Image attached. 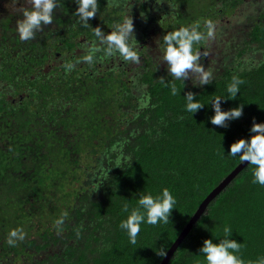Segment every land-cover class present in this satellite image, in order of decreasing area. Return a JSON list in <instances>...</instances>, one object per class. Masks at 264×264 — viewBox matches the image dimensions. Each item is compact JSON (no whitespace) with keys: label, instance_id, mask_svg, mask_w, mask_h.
Masks as SVG:
<instances>
[{"label":"trees","instance_id":"1","mask_svg":"<svg viewBox=\"0 0 264 264\" xmlns=\"http://www.w3.org/2000/svg\"><path fill=\"white\" fill-rule=\"evenodd\" d=\"M76 7L58 0L53 22L30 40L16 30L21 12L0 20V264H160L158 251L167 252L240 163L227 154L231 143L250 137L253 118L264 122V0H99L87 27ZM127 15L139 63L107 55L93 35ZM193 25L203 37L194 51L209 59L205 85L168 75L157 44ZM86 42L101 49L92 64L83 62ZM65 63L75 66L66 71ZM233 77L239 92L222 108L242 104L243 114L227 127L212 125L207 102L227 95ZM188 91L206 103L193 115L184 108ZM163 187L176 198L169 221L142 224L129 243L119 227L123 204L135 207L141 191ZM224 224L245 264L264 256V186L253 182L250 165L210 202L168 264H203L199 248L222 236ZM16 228L25 238L9 245Z\"/></svg>","mask_w":264,"mask_h":264},{"label":"clouds","instance_id":"2","mask_svg":"<svg viewBox=\"0 0 264 264\" xmlns=\"http://www.w3.org/2000/svg\"><path fill=\"white\" fill-rule=\"evenodd\" d=\"M30 7H22V19L17 21L16 30L21 40L34 38L36 31L42 25H50L53 22L54 10L57 8L58 0H27ZM113 3L116 0H112ZM77 5L75 15L80 23L87 27L89 20L98 12L99 0H75ZM162 3V0H157ZM207 35H213L212 22L206 21ZM111 31L105 32L100 26L94 27L93 35L100 45L104 46L107 55L118 54V58L124 62L139 63L137 39L134 34L133 19L130 15L122 18L121 22L110 27ZM199 25L180 26L172 31L166 32L162 38L157 39L161 61L166 63L168 75L176 81L185 82L192 78L194 85H205L210 83V72L207 71L199 61V54L194 51V44L202 40V33L198 30ZM100 47H90L87 42L84 45L83 62L94 63L95 53L100 51ZM74 64L65 63L66 71H71ZM239 79L233 77L232 82L227 85V95H217L211 97L207 103L211 104L214 115L208 117L210 123L215 126L227 127L228 121L238 119L243 114V105L231 107L227 110L222 108V100L234 99L239 92ZM177 89L172 86V94L175 95ZM184 108L192 115L201 109L206 103L196 98V93L188 91L184 95ZM250 137H242L231 143L228 149V156L239 158L241 163L247 161L251 166L253 182L264 186V122H257L253 118V123L249 129ZM224 150V148H223ZM117 166L120 162L117 161ZM176 198L168 187L153 194L152 191H141L137 198L135 207L129 206L125 202L122 211L126 214L121 220L119 227L126 233L129 243H137L138 234L142 224L157 225L167 223L172 209L175 208ZM57 223H60L58 221ZM222 236L213 233V237L205 238L199 254L203 257V264H245L240 257L241 242L231 238L232 228L224 224L222 226ZM25 234L22 229H12L7 234V243L15 245L17 241H22ZM160 255L166 252L158 251ZM199 264V262H198ZM254 264H264V256L259 257Z\"/></svg>","mask_w":264,"mask_h":264},{"label":"water","instance_id":"3","mask_svg":"<svg viewBox=\"0 0 264 264\" xmlns=\"http://www.w3.org/2000/svg\"><path fill=\"white\" fill-rule=\"evenodd\" d=\"M248 165V162L245 161L243 163H239L226 177H224L221 182L204 198L201 202L193 216L190 218L188 223L184 226L183 230L180 232L178 237L175 239L173 244L167 250L160 264H168L171 257L187 236V234L191 231L193 226L197 223V221L201 218V216L206 212L210 202L214 200L218 194H220L230 183L231 181Z\"/></svg>","mask_w":264,"mask_h":264},{"label":"rangeland","instance_id":"4","mask_svg":"<svg viewBox=\"0 0 264 264\" xmlns=\"http://www.w3.org/2000/svg\"><path fill=\"white\" fill-rule=\"evenodd\" d=\"M29 5L30 4H28L27 0H0V20L1 22L2 23L6 22L5 20L8 18V14L11 13V11L12 12L14 11L16 12V14H18L21 12L22 7H26ZM198 62L200 64L205 63V58L203 56H199Z\"/></svg>","mask_w":264,"mask_h":264},{"label":"flooded vegetation","instance_id":"5","mask_svg":"<svg viewBox=\"0 0 264 264\" xmlns=\"http://www.w3.org/2000/svg\"><path fill=\"white\" fill-rule=\"evenodd\" d=\"M200 51V50H199ZM200 54H202V51H200ZM200 56V55H199ZM209 59L208 58H205V63L206 61H208Z\"/></svg>","mask_w":264,"mask_h":264}]
</instances>
